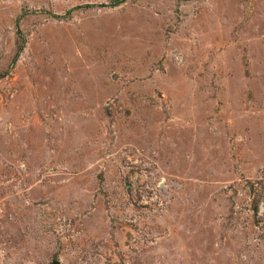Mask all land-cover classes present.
Masks as SVG:
<instances>
[{
  "label": "rangeland",
  "instance_id": "rangeland-1",
  "mask_svg": "<svg viewBox=\"0 0 264 264\" xmlns=\"http://www.w3.org/2000/svg\"><path fill=\"white\" fill-rule=\"evenodd\" d=\"M0 264H264V0H0Z\"/></svg>",
  "mask_w": 264,
  "mask_h": 264
}]
</instances>
